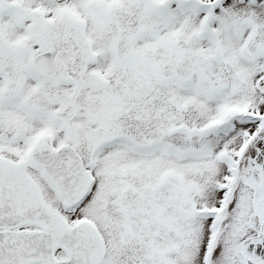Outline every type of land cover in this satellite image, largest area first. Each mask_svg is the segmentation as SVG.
Instances as JSON below:
<instances>
[{"label": "snow or ice", "instance_id": "1", "mask_svg": "<svg viewBox=\"0 0 264 264\" xmlns=\"http://www.w3.org/2000/svg\"><path fill=\"white\" fill-rule=\"evenodd\" d=\"M0 264H264V0H0Z\"/></svg>", "mask_w": 264, "mask_h": 264}]
</instances>
